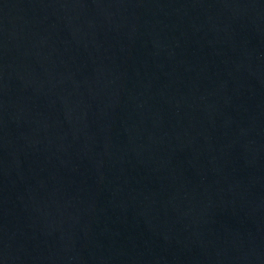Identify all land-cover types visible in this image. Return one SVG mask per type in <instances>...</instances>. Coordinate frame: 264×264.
<instances>
[{"label":"water","instance_id":"1","mask_svg":"<svg viewBox=\"0 0 264 264\" xmlns=\"http://www.w3.org/2000/svg\"><path fill=\"white\" fill-rule=\"evenodd\" d=\"M0 264H264V0H0Z\"/></svg>","mask_w":264,"mask_h":264}]
</instances>
